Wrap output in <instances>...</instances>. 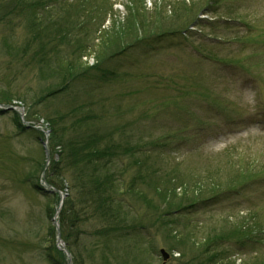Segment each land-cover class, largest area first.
Wrapping results in <instances>:
<instances>
[{
  "label": "rangeland",
  "instance_id": "obj_1",
  "mask_svg": "<svg viewBox=\"0 0 264 264\" xmlns=\"http://www.w3.org/2000/svg\"><path fill=\"white\" fill-rule=\"evenodd\" d=\"M1 105L0 264H65L44 132L83 264H264V0H0Z\"/></svg>",
  "mask_w": 264,
  "mask_h": 264
},
{
  "label": "trees",
  "instance_id": "obj_2",
  "mask_svg": "<svg viewBox=\"0 0 264 264\" xmlns=\"http://www.w3.org/2000/svg\"><path fill=\"white\" fill-rule=\"evenodd\" d=\"M117 49H119V48H116V49H114V50H111L110 51V53L109 54H105V55H101V53H100V55L98 56V59L96 60V66L98 65V63H100L101 61H103L104 59H105V57H108V55H111V54H113L115 51H117ZM90 69H92V68H90ZM69 84L68 83H66L65 85H63L62 86V88L61 89H63V88H65L66 86H68ZM18 118V116L16 115V119ZM89 121V119H87L86 117L84 118V122H83V124H85V123H87ZM18 123H20L19 121H18ZM51 138H50V143H49V153H50V155L51 156H53L55 153L57 154V151H56V149H55V147L58 145V143H55L54 141H55V134L54 133H51ZM94 155H93V158L91 159V160H87L86 162H88L89 164L90 163H96V164H98V165H100V163L102 162V158H103V156L105 155L104 153L102 154V153H100L99 152V154L96 152V151H94V153H93ZM109 158V159H108ZM118 158V155L115 153V154H113V155H110V156H107V157H105V160H108L109 162H107V163H109L110 164V166H114V164H115V162H116V159ZM54 159H52V160H50V161H52V163H51V168L50 167H47V169H46V171L47 170H49V168H50V170L48 171V172H50V177H48V178H45V180H46V182L50 185V186H52L53 188H56V187H59V185H60V183H59V179H60V175L58 174V172H54V166H53V163H54V161H53ZM101 160V161H100ZM105 160H103V163H105L106 161ZM45 161V160H44ZM55 164V163H54ZM106 164V163H105ZM105 164H102L101 163V168L99 169L100 170V172H101V178H108L109 179V182H110V186L112 185V183L114 182L113 180H111V177H112V174L111 175H108V172L106 171L107 170V164H106V166H105ZM44 166V163H43V165H41V167L40 168H42ZM106 169V170H105ZM110 169V168H109ZM105 170V171H104ZM102 171H104L103 173H102ZM114 184H115V182H114ZM62 186H60V188H61ZM75 188H73L72 190H74ZM81 192H82V194H85L86 196H91V197H94V198H97V196H94L93 194L91 195L89 192H84L83 191V189H82V187L80 188V190L78 191V193H80L81 194ZM46 193V192H45ZM114 193V195L116 196V195H119L118 194V190L117 191H114L113 192ZM46 194H48V193H46ZM108 201H109V203L111 204V206L109 207V205H108V210H106V211H109L110 213L111 212H113V211H111L110 209L114 206L113 204H115L116 203V201H115V199L113 198V201L111 200V199H109L108 198ZM107 201V202H108ZM117 204V203H116ZM88 205H89V203H88ZM104 205H105V203H104ZM52 214H53V211L49 214V217H51L52 216ZM112 214V213H111ZM105 216H107V215H105ZM77 221H78V219H77V216H76V211H75V208H74V205L72 204V202L69 200V199H67L65 202H64V206H63V208L60 210V213H59V216H58V223H59V231H60V236H61V238H62V240H63V242L65 243V247H66V250H67V252L70 254V256H72L73 257V259H75L74 261V264H83L82 263V261L79 259L80 258V256H77L78 257V260H77V258H76V256L74 255V253H73V251H72V248H71V246H70V244L68 243L69 242V237L70 236H72V233L75 231L74 229H76V225H75V223H77ZM79 223V222H78ZM52 230V229H51ZM111 230V229H110ZM106 231V229L103 231V233ZM53 232V231H52ZM111 232H115L114 230H111ZM107 233H109V231L107 230L106 232H105V234H107ZM75 235V237H78L77 235L78 234H74ZM104 235V234H103ZM57 253H58V256H60V257H64V255L60 252V251H57ZM64 259H65V257H64Z\"/></svg>",
  "mask_w": 264,
  "mask_h": 264
},
{
  "label": "water",
  "instance_id": "obj_3",
  "mask_svg": "<svg viewBox=\"0 0 264 264\" xmlns=\"http://www.w3.org/2000/svg\"><path fill=\"white\" fill-rule=\"evenodd\" d=\"M7 110H14V109L12 107H5L4 111H7ZM46 141H47V134H46ZM46 141H44V143H43L44 147H46ZM45 151H46V148H45ZM46 155H47V151H46ZM60 205H61V196H60L59 207H60ZM59 207H58V209H59ZM58 209H57V211H58ZM54 224H55V228H56V231H57V240H56L57 245H60L63 248L64 245L62 244V242L60 240V236H59V233H58L59 231H58L57 223L55 221H54ZM62 251H63V253H65V255L67 256L68 260L70 261L69 254L64 249ZM160 253H161L163 259L166 260L167 259V255L164 253V251H161Z\"/></svg>",
  "mask_w": 264,
  "mask_h": 264
}]
</instances>
